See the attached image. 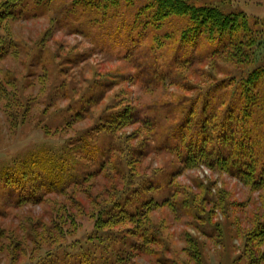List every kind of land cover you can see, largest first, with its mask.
Masks as SVG:
<instances>
[{
    "label": "rangeland",
    "instance_id": "374dc122",
    "mask_svg": "<svg viewBox=\"0 0 264 264\" xmlns=\"http://www.w3.org/2000/svg\"><path fill=\"white\" fill-rule=\"evenodd\" d=\"M27 1L25 17L8 21L6 26L8 37L19 48L17 54L0 61V170L7 165L16 168L34 156L58 154L61 146L80 140L90 148L97 146L79 156L85 158L78 162L80 172L99 168L104 147L118 150H111L116 168L126 166L130 152L141 150L145 155L132 158L130 166L138 177L157 180L159 189L153 191L154 196L162 199L170 192V177L178 164L171 155L158 152V146L192 101L200 107L208 98L210 85L238 67L220 56L197 59L208 50V43L201 42L196 53L183 49L179 36L182 19L138 37L131 28L133 8H118L116 18L100 11L91 22L80 11H68L72 0L39 6L36 0ZM187 1L217 6L226 13H244L251 22L261 20L264 29V0ZM190 54L196 59L186 64L184 59L192 57ZM169 75L178 76L189 89L163 79ZM130 108L136 113L131 121L106 131L96 126L105 113ZM112 170L107 166L82 189L63 195L46 184L33 192L31 201L19 204L18 195L0 183V264H41L44 252L53 245L46 229L51 228L54 217L68 225L67 212L77 217L79 225L67 242L85 245L94 230V219L86 214L113 187L123 185L122 175ZM175 182L189 188L198 184L211 187L212 197L220 198L215 199L220 206L211 222L223 223L224 236L219 231L210 236L206 221H194L192 226L188 217L178 218L163 208L151 216L162 227L163 241L149 244L148 255H136L122 264H195L185 250L191 237L200 243L201 264H249L250 257L243 253L245 237L264 215V191L205 166L185 171ZM119 246L99 245L103 259L98 258L97 264H106L105 258L115 261ZM66 252L78 253L77 249Z\"/></svg>",
    "mask_w": 264,
    "mask_h": 264
},
{
    "label": "trees",
    "instance_id": "16d2710c",
    "mask_svg": "<svg viewBox=\"0 0 264 264\" xmlns=\"http://www.w3.org/2000/svg\"><path fill=\"white\" fill-rule=\"evenodd\" d=\"M53 1L36 0L38 6ZM27 2L0 0V61L7 55L17 54L19 48L14 39L8 37L6 26L8 21L25 17ZM121 7L125 11L133 8L131 28L138 37L153 28L159 30L168 22L172 24L174 19H182L184 24L179 36L183 49L187 47L196 53L201 42L208 43V50L197 59L203 61L208 56H220L229 59V64L239 70L214 81L208 89V98L200 107L192 101L181 119L174 121L175 126L166 141L158 146V152L171 155L178 164L170 177V192L162 199L154 196L159 189L157 180L152 176L138 177L130 166L132 158L145 155L141 150L130 152L122 169L116 168L113 161L112 151L118 150L104 147L99 168L80 172L78 162L85 158L79 156L89 153L93 147L97 149L80 140L77 144L61 146L58 154L34 156L16 168L7 165L0 170V183L11 194L18 195L17 204L31 201L33 192L45 188L46 184L52 185V191L61 195L68 190L82 189L89 178L100 175L107 166L112 167L117 176L122 175V187H113L112 193L109 192L92 213L86 214L94 219V230L86 237L85 245L74 240L67 242L68 237L79 230L74 214L66 213L65 220L69 222L66 226L57 218L52 219L51 228L46 231L53 245L44 252L41 264H97L98 258L103 259L98 247L103 242L120 244L116 260L105 258L106 264H122L136 255H148L149 244L163 241L162 227L151 217L163 208L178 218L188 217L192 226L194 221H206L211 226L210 236L219 231L223 237V223L211 222L220 206L216 201L220 198H213L209 191L211 187L198 184L194 186L195 192L193 187H190L192 191L176 184L175 179L187 170L205 166L214 172L226 173L255 191H264V29L260 28L263 26L261 20L251 22L244 13H226L217 6H196L187 0H72L68 11H80L93 22L100 11L116 18ZM192 59L196 58H185L184 62L192 63ZM163 79L169 80L171 85L189 89L188 83L180 81L176 75ZM133 117L136 118V113L131 108L117 110L105 113L96 126L106 131ZM260 219L245 237L243 253L250 257L249 264L264 263V215ZM188 242L185 250L190 260L201 264L199 241L191 237ZM74 249L78 253L66 252Z\"/></svg>",
    "mask_w": 264,
    "mask_h": 264
}]
</instances>
